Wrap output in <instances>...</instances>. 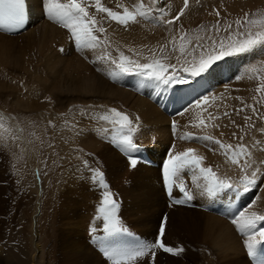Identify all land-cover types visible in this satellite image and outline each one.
Wrapping results in <instances>:
<instances>
[{
  "label": "rangeland",
  "instance_id": "obj_1",
  "mask_svg": "<svg viewBox=\"0 0 264 264\" xmlns=\"http://www.w3.org/2000/svg\"><path fill=\"white\" fill-rule=\"evenodd\" d=\"M149 1L151 4V0ZM158 2V5L151 4V9L159 12L158 9L163 8L166 15L151 16L153 26L159 21L172 19L181 9H184V14L172 25L162 23L169 34L164 39L159 37L153 40L154 44L151 43L152 46L150 44L145 53L143 52L144 58L150 57L148 63H154L156 59L168 65L174 64L179 70L182 67L198 64L202 57L206 58L213 47L218 49L222 44L228 45L249 35L254 37L258 34L264 35V0H188L187 8H184V0H158ZM237 21L240 23L237 24ZM70 38L71 36H68V39ZM161 48L164 49L163 53ZM241 54L246 56L250 87L248 86L243 96L244 104L240 108L231 106L230 122H227L228 118L220 121L223 132L216 133V136L222 143L232 145L234 152L242 145L248 153L247 160L254 165L249 171L256 168L255 166H260L261 172L264 173V164H261V161H264V42ZM170 71L171 68L168 72ZM183 74L189 75L188 72ZM23 84L21 90L17 91L18 102H27L26 107L4 109L6 112L0 113V224H2L0 225L2 254L0 264H33L34 262L35 264H113L112 260L100 253L101 244L97 243L99 237H94L93 241L91 239L93 233L104 230L103 218L109 211L119 220L120 225L128 229L120 235H129L128 240L134 247L138 243H153L157 237L159 223L163 222L166 229L167 225L172 226L177 223L175 221H178L179 214L187 218V221L185 219L181 220V223L178 221L179 223L172 228L173 235L166 230V236L163 237V242L167 246L183 248L182 252L172 255L163 250L152 249L151 251L156 253L155 258L148 254L141 257L138 264H183L177 259L186 264H208L210 258L204 261L202 259L205 252L221 260V264H234V256L222 259L215 248L211 253L203 247L202 243L205 241L202 236L205 233L202 225L199 233L196 232L197 227L192 221L201 218L204 222V213L209 209L168 203L160 177L161 160L155 161L156 165L140 161L141 163H136V167L133 168L130 161L128 162L129 159L127 160L122 153L126 149L131 153L138 151L125 148V145L117 148L121 143L117 139L118 144L110 140L115 144L114 148L108 143L107 147L114 153L110 152L113 154L111 157L116 155L121 161L113 164L112 158L106 159L100 155L102 162L95 163L94 158L90 160V157L95 153V158L98 159L97 152L83 150L79 145L70 143L72 138L62 133L61 120L64 114L59 115L49 109L45 111L28 109V107L36 109V94L33 91L34 87L26 82ZM144 84L147 83L141 82L139 88ZM8 86V83H4V88L0 89L2 94L0 97L10 101L14 91L8 89ZM258 87L261 88L260 92L256 91ZM184 97L187 100L182 96H177L173 100L171 106L173 111L196 98L186 94ZM1 109L3 108L0 107ZM110 113L112 112L105 111L102 119ZM173 113L169 112V114ZM235 115H238V118L232 122ZM10 120L15 121L14 124ZM121 129L125 131L124 128ZM129 136L134 141L141 142L137 134L131 133ZM174 138L176 137L172 135L173 140ZM140 152L146 155V148L144 147ZM85 156H88L87 162H81ZM232 158L236 157L233 155ZM241 159L242 155L239 156V160ZM71 161L75 169H71V165H68ZM78 161L81 163L80 166L77 164ZM121 164L123 166L120 168ZM230 164L228 162L226 166L229 168H227L236 171L237 166ZM243 164L242 161L240 165ZM179 177L182 178L181 175ZM36 181L39 183L38 190L35 188ZM68 182H71L72 187L65 190ZM232 183L237 185L233 181ZM105 192L111 193L112 199L115 200L114 210L110 207L106 208L102 203ZM204 192L206 190H202L203 194ZM197 200L199 203H204L199 198ZM225 202L228 200L226 199ZM240 211H244V208H240ZM51 213L54 215V222L50 220ZM173 213L176 215L171 216ZM245 237L247 238V235H240L242 254L239 261L245 259L246 264H251L245 254ZM194 248L198 250L196 253L200 255V259H192L191 253L194 252ZM62 252L67 255H63ZM254 259L264 264V259L261 257ZM209 264L214 263L209 262Z\"/></svg>",
  "mask_w": 264,
  "mask_h": 264
},
{
  "label": "bare ground",
  "instance_id": "obj_2",
  "mask_svg": "<svg viewBox=\"0 0 264 264\" xmlns=\"http://www.w3.org/2000/svg\"><path fill=\"white\" fill-rule=\"evenodd\" d=\"M84 2L89 6L94 4L92 0H84ZM101 3L105 7L118 12H122L124 8L136 12L142 6L146 16H138L136 22H130L127 26H124L109 20L106 14L98 13L94 7H90V15L100 22L97 27L105 29L104 32L95 33L102 43L94 48L77 49L72 38L68 39L70 34L67 35V29L58 22L48 20L43 15L42 0H27L30 18L25 28L16 33H7L0 30V89L4 88V83H8V89L14 91L10 101L0 97V107L3 108L0 113L6 112L4 109L26 107L27 102H18L17 94V91H20L24 86L23 82H26L34 87L33 91L36 94V109L29 107L28 109L31 111L49 109L56 114H64L61 120L62 133L73 139L67 137L70 139V143L79 145L83 150L97 152L98 159L95 158V153H92L93 155L90 157V160L94 158L95 163L102 162L100 155L106 159L112 158L111 156L114 153L108 150L110 148L107 147V143L113 148L115 144L111 143L110 138L114 137L121 141L122 136H129V134L134 133L140 137L141 142L145 143L147 157H160V160H162L166 153L175 154L184 151L186 148H193L194 154L202 157L201 167L211 168L212 171H216L218 177L227 178L230 183L233 181L239 185L242 177L245 174L250 175L252 171H255V168L251 172L248 169L247 173L240 171V167H243L244 164L237 166L236 171L228 169L229 167L226 165H228V162L231 163V159L219 148L215 141L218 140L216 133L223 132V125L220 121L228 118L227 122H230L231 106L232 108H240L244 104L243 96L250 87L248 82L250 72L248 73V68L246 69V56L241 53L235 56H226L212 64L206 72L197 77H189V75L183 74L188 79V83L185 84L163 85L159 81L143 77L135 71L122 73L112 63L113 59H118L121 52L139 63H148L150 57L146 59L142 54L150 47L153 40L159 37L164 39L169 32L160 21L156 26H153L151 16L161 15L160 12L149 10L151 7L149 0H101ZM105 56L108 58L103 59L102 57ZM161 63L168 65L166 62ZM171 72H168V74H171ZM141 82L147 84L139 88ZM139 89L143 92H136ZM185 94L196 96V98L184 104L182 108L173 111V108H171L173 100L177 96H182L184 100H187L184 97ZM202 96L209 97L208 104L198 108L196 104ZM111 109L126 114L132 122L131 128L134 131L129 133L128 128L124 127L125 131L123 132L119 124L112 122L113 118L110 119L109 114L106 115L108 119H102L105 111H111ZM168 110L170 113H174L169 114ZM180 113H183V115ZM237 118L238 115H235L232 122ZM200 120H204L207 127H196L195 125ZM174 121L176 123L175 131L172 124H170ZM10 122L14 124L15 121L10 120ZM186 130H190L191 133L186 132ZM185 132L191 136V139H181L186 134ZM172 135L176 137L174 140ZM207 136H211L212 139H206ZM107 140L110 142H107ZM119 145L124 144L119 143ZM100 146H102L101 149L95 151ZM88 156H85L81 162H87ZM247 157L248 153L247 156L242 154L240 161L244 162ZM112 160L113 162H111L114 164L119 161V157L114 155ZM72 161L68 165H71V169H75ZM140 163L138 161V164ZM77 164L80 166V161ZM122 166L123 164L120 165V168ZM255 167L260 168V166ZM130 172L132 171L130 170ZM177 178L183 182L188 181L186 185L190 193H193L195 198L201 199L207 205L205 208L209 209L207 213H204V222L201 218L192 221L197 227V233H199L202 225L205 233L202 236L204 237L203 241H205V243H202L203 247L211 253L215 248L222 259L234 256V264H246L245 259L239 261L242 254L240 248V235L242 234L235 229V226L231 223V218L238 215L239 209L242 207L244 211L264 215V175L258 176L257 185L250 187L247 192L242 191L243 188L237 186L232 190H225L211 196L207 195L206 192L202 193V190H206V182L197 168L186 166L178 172ZM38 186L39 183L36 181L35 188L37 189ZM70 187H72L71 182H68L65 185V190L70 189ZM226 199L228 202H225ZM173 215L176 214L173 213L171 216ZM51 219L54 222L52 213L50 215ZM177 219L179 222L183 219L187 221V218L184 215L180 216V214ZM178 221L175 222L179 223ZM176 224L167 225L165 231L167 230L173 235L172 228ZM260 227H264V222L257 225V228ZM84 251L86 252V250ZM197 251L194 248V252L191 253L193 260L200 259V255L196 253ZM64 252H62L63 255ZM229 253H234L237 256ZM254 253L253 258L261 257V259H264V240H261L259 236L256 239ZM1 256L2 254L0 258ZM203 256V261L210 258L208 260L210 263L221 264V260L211 257L210 253L207 255L205 252ZM64 261L66 260L64 259ZM177 261L186 264L179 259Z\"/></svg>",
  "mask_w": 264,
  "mask_h": 264
},
{
  "label": "snow or ice",
  "instance_id": "obj_3",
  "mask_svg": "<svg viewBox=\"0 0 264 264\" xmlns=\"http://www.w3.org/2000/svg\"><path fill=\"white\" fill-rule=\"evenodd\" d=\"M157 3L158 0H151L152 5H156ZM42 7L43 15L48 20L58 22L62 27L67 29L77 49L94 48L102 43L95 33L104 32L105 29L103 27H97L100 22L90 15V7H94L98 13L106 14L109 20L124 26H127L130 22H136L138 16H146V12L143 10L142 6L136 12L130 11L128 8H124L122 12H118L105 7L101 3V0H94V4L91 6L86 5L84 0H42ZM187 7L188 0H184V8ZM149 10H151V7ZM158 11L161 16L166 15L163 8L158 9ZM183 14L184 9H181L172 19L162 20L161 23L172 25L179 20ZM29 18L30 13L26 0H0V29L6 32H14L24 29L29 22ZM239 23L240 21H237V24ZM262 42H264V35L258 34L255 37L249 35L246 38L234 41L228 45L222 44L218 49L213 47L212 50L207 53L206 58L202 57L198 64H193L190 67H182L179 70L174 64L165 65L160 61H155L154 63H139L138 61L125 56L122 52L119 54L118 59L112 60V63L115 64L122 73L135 71L141 75H146L150 79H155L163 85L185 84L188 83V79L183 76L184 72H188L189 77H197L206 72L212 64L220 61L224 57L249 51ZM163 51L164 49L161 48L162 53ZM102 58L107 59L108 57L105 56ZM169 68L172 69L171 74H168ZM113 75H115V73H113ZM256 91L260 92L261 88L258 87ZM208 100V96H202L201 99L197 101L196 107L199 108L202 105H207ZM111 112L114 113V118L112 120L114 124H119L121 128L127 127L129 133L134 131V129L131 128L132 122L126 114H122L116 109H111ZM180 114L183 115V113ZM103 118L108 119L107 116ZM195 126L207 127V124L204 120H200ZM172 127L175 131V121L173 122ZM205 138L209 140L212 139L211 136ZM181 139H191V136L186 133ZM121 143L132 150H139V146L128 135L121 137ZM215 143L219 145V148L223 150L227 156H229L232 165L239 167L241 164L239 156L242 154L247 156L242 145L239 146L238 151L233 152L232 145L224 144L219 140H216ZM233 155L236 158H231ZM201 160L202 157L195 155L193 148H186L184 151L175 154L170 153L168 159L165 160L163 165V177L165 183L167 184L170 178H176L178 172L186 166H193L202 174L203 179L206 182V192L210 196L237 187V185L230 183L227 178L218 177L211 168L201 167ZM130 163L134 167L136 162L135 160H131ZM261 164H264V161H261ZM252 167H254V165L248 160H245L244 166L240 167V171L242 173H247L248 169ZM261 175H264V173H261L260 168H255V171H252L250 175L245 174L242 177L239 181V187H242L245 192L249 191L250 187L257 185V178ZM179 190L183 193L185 199L174 201V203H185L186 201H192L194 199V194L190 193L183 184L180 185ZM103 195L104 200L102 203L108 205L114 210L115 201L112 199L111 193L105 192ZM104 221V231L108 235H115L128 231V229L123 225H120L119 220L111 214H105ZM261 222H264V215H258L256 212H249L247 210L240 211L238 215H235L231 219V223L235 226V229L241 234L247 235V239L244 240V246L247 249L249 256L255 255L254 249L257 236H259L261 240H264V227L257 228V225L261 224ZM164 235L165 227L162 222L159 234L153 243H138L131 249L108 251L107 255L109 259L113 261V264H133V262L138 264L139 259L148 254L155 258L156 253L151 251L152 249L163 250V252L171 253L172 255H176L183 251V248L167 246L163 242Z\"/></svg>",
  "mask_w": 264,
  "mask_h": 264
}]
</instances>
